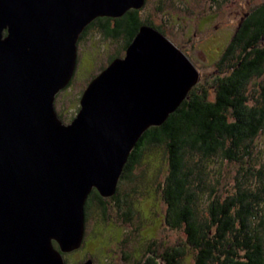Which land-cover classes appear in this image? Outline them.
<instances>
[{"label":"water","instance_id":"water-1","mask_svg":"<svg viewBox=\"0 0 264 264\" xmlns=\"http://www.w3.org/2000/svg\"><path fill=\"white\" fill-rule=\"evenodd\" d=\"M144 3L0 0V264H66L63 254L83 242L89 193L115 194L142 133L197 83L186 53L143 23L88 82L72 120L60 119L54 100L72 79L86 26Z\"/></svg>","mask_w":264,"mask_h":264},{"label":"trees","instance_id":"trees-1","mask_svg":"<svg viewBox=\"0 0 264 264\" xmlns=\"http://www.w3.org/2000/svg\"><path fill=\"white\" fill-rule=\"evenodd\" d=\"M96 22L108 36L124 32V50L143 23L154 25L131 8L119 17L95 18L80 39ZM217 64L220 74L213 78V97L197 86L199 82L192 86L161 124L142 133L119 180L130 174L147 144H164L168 153L161 184L164 217L170 226H182L195 251L194 264H264V166L242 164L243 156L251 154L254 138L264 133V79L256 96L254 90L251 97L247 88L252 78L264 73V4L245 16ZM215 158L240 164L235 190L223 198L215 189L218 177L208 172ZM118 186L109 199H118ZM202 194L210 198L206 212L200 206ZM93 199L105 213L107 198L94 188L86 200L85 218ZM183 254L182 248L171 247L159 255L152 252L140 264H180Z\"/></svg>","mask_w":264,"mask_h":264},{"label":"rangeland","instance_id":"rangeland-1","mask_svg":"<svg viewBox=\"0 0 264 264\" xmlns=\"http://www.w3.org/2000/svg\"><path fill=\"white\" fill-rule=\"evenodd\" d=\"M261 4L264 0H145L139 16L165 29L167 37L197 68V86L205 87L212 98L213 78L220 74L218 61L237 32L239 22ZM122 39V35L108 36L96 22L78 40L72 79L54 100L56 112L64 123L76 115L79 98L88 82L113 56L124 55ZM263 79L264 73L248 82L251 97L254 90L255 96L258 94ZM251 150V154L243 156L246 161L242 164L264 166L263 132L254 138ZM239 166L238 162L220 158L209 164L208 172L219 179L215 189L222 198L235 190L234 178L239 175ZM167 168L165 145L147 144L130 174L119 180L118 199L107 198L104 214L103 209L97 207V201L92 200L83 242L78 249L63 254L66 264H79L89 258L92 264H140L152 252L159 255L171 247L184 250L180 264H194L195 251L187 244L182 226L172 227L165 221L161 184ZM209 200L202 194L203 212Z\"/></svg>","mask_w":264,"mask_h":264},{"label":"flooded vegetation","instance_id":"flooded-vegetation-1","mask_svg":"<svg viewBox=\"0 0 264 264\" xmlns=\"http://www.w3.org/2000/svg\"><path fill=\"white\" fill-rule=\"evenodd\" d=\"M141 9V8H140ZM140 9H138V11L140 12ZM248 15V13H246V16ZM239 24H241V22H239ZM152 26H154V27H156L157 29L159 28V27H157V24H154V25H152ZM240 26V25H239ZM238 26V27H239ZM160 28H162V29H160ZM160 28L158 29L159 31H161V32H163L165 35H167L166 33H165V29L162 27V26H160ZM119 35H122V37H123V39H122V47H123V45L125 44V34H124V32H120L119 34H118V36ZM117 36V37H118ZM168 36V35H167ZM80 39V38H79ZM124 52H125V50H124ZM79 109V108H78ZM112 197V196H111ZM108 198H110V197H108Z\"/></svg>","mask_w":264,"mask_h":264}]
</instances>
